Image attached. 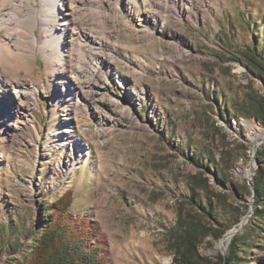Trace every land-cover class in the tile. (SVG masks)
I'll return each mask as SVG.
<instances>
[{
	"label": "rangeland",
	"instance_id": "obj_1",
	"mask_svg": "<svg viewBox=\"0 0 264 264\" xmlns=\"http://www.w3.org/2000/svg\"><path fill=\"white\" fill-rule=\"evenodd\" d=\"M129 7L120 0L115 37L106 40L114 62L95 79L77 72L78 51L76 59L45 55L38 24L40 41L27 45L24 68L0 53L7 87L0 90V264H29L46 227L43 205L67 192L71 213L99 226L110 264H173L168 234L200 173L229 204L219 206L214 224L224 235L246 216V225L264 226L252 194L264 126L238 110L247 92L264 94L245 57L264 50V0H133ZM9 79L24 82L26 99L14 108L3 106L13 99ZM85 80L103 86V102L87 93L88 101L71 103L66 89ZM69 124L86 130L65 133ZM223 237H208L199 254L226 256ZM259 241L252 264L264 261Z\"/></svg>",
	"mask_w": 264,
	"mask_h": 264
},
{
	"label": "trees",
	"instance_id": "obj_2",
	"mask_svg": "<svg viewBox=\"0 0 264 264\" xmlns=\"http://www.w3.org/2000/svg\"><path fill=\"white\" fill-rule=\"evenodd\" d=\"M245 57L249 68L264 82V50L260 53L253 50ZM238 110L246 118L264 126V94L247 92ZM255 159L257 167L252 191L255 216L264 222V143L257 150ZM197 164L209 169L208 165ZM213 174L216 182L224 188L218 172ZM210 192L209 180L203 174L192 178L189 194L179 205L176 225L168 234L173 264H252L249 256L254 249L261 253L258 242L264 239V226L252 221L232 237L226 256L212 261L199 254L200 245L208 237L219 240L225 233L214 224L218 222L219 206L229 204L224 193ZM235 194L240 195L239 190ZM71 204L72 194L67 192L53 205H43L40 215L46 227L36 240L29 264H110L99 226L87 218H76L70 211ZM256 264H264V261H256Z\"/></svg>",
	"mask_w": 264,
	"mask_h": 264
},
{
	"label": "bare ground",
	"instance_id": "obj_3",
	"mask_svg": "<svg viewBox=\"0 0 264 264\" xmlns=\"http://www.w3.org/2000/svg\"><path fill=\"white\" fill-rule=\"evenodd\" d=\"M132 1L128 0L129 11ZM119 6L120 0H0V53L9 62H13L18 70L24 68L23 62L29 58L27 45L36 47L40 41L34 32V25L38 24L46 32L40 47L45 55L64 59L74 57V51H78L80 68L77 72L81 76L95 79L105 66L114 62L109 50L111 47L107 46L106 40L115 37ZM147 9L146 7L138 20L142 26L149 22ZM28 24L33 27L28 28ZM17 60H22V63L16 62ZM91 63L96 65L90 66ZM124 73L116 71V77L124 79ZM23 83L19 79L8 80L13 99L8 97L4 107L14 108L24 102L26 96L22 91ZM6 88L0 78V90L4 91ZM102 88L86 81V85L74 82L66 91L71 103L86 102L88 98L85 94L88 93L92 99L96 97L95 103L98 104L104 101ZM73 128L81 132L86 130L85 127L69 124L64 132H70ZM79 150L83 152V148ZM231 238L228 231L220 248H225Z\"/></svg>",
	"mask_w": 264,
	"mask_h": 264
},
{
	"label": "water",
	"instance_id": "obj_4",
	"mask_svg": "<svg viewBox=\"0 0 264 264\" xmlns=\"http://www.w3.org/2000/svg\"><path fill=\"white\" fill-rule=\"evenodd\" d=\"M257 149L255 148V153H256ZM253 202H254V196H253ZM248 222V216H246L242 222L240 223L239 227H236V228H233L231 229L229 232H230V235L233 237L236 233H238L239 231H241L244 226L246 225V223ZM232 239V238H231ZM231 241V240H230ZM229 241V243H230Z\"/></svg>",
	"mask_w": 264,
	"mask_h": 264
}]
</instances>
